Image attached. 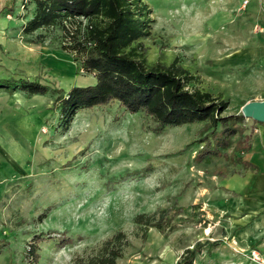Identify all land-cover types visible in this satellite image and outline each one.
<instances>
[{"label":"rangeland","instance_id":"rangeland-1","mask_svg":"<svg viewBox=\"0 0 264 264\" xmlns=\"http://www.w3.org/2000/svg\"><path fill=\"white\" fill-rule=\"evenodd\" d=\"M142 1L148 34L132 46L147 65L185 68L193 75L188 88L228 101L223 115L264 99V0ZM33 11L29 0H0V79L14 81V89L0 86V264H31V237L50 230L53 238L38 244L37 264L96 254L120 230L126 238L116 264H177L186 248L217 239L215 247L204 244L194 264H257L249 250L235 248L227 224L238 177L260 172L243 160L250 147L235 149L242 140L250 144V118L230 146L215 152L201 150L212 140L209 134L199 142L206 121L155 133L143 111L129 113L116 101L78 109L59 124L52 89L96 80L78 71L73 52L61 46L73 40L65 26L80 29V39L87 19L24 33ZM20 79L48 89L31 95ZM160 210L178 212L171 228L143 234L133 218Z\"/></svg>","mask_w":264,"mask_h":264},{"label":"trees","instance_id":"trees-1","mask_svg":"<svg viewBox=\"0 0 264 264\" xmlns=\"http://www.w3.org/2000/svg\"><path fill=\"white\" fill-rule=\"evenodd\" d=\"M29 1L34 3V11L22 27L24 33L65 20L75 21L80 16L87 19L80 39L77 38L80 29H75L74 33L65 26L66 36L73 40L61 46L73 52L78 71L92 73L96 80L94 84L72 86L66 92L52 89V92H57L54 106L59 112V124L68 123L78 109L116 101L118 107L129 113L143 111L153 122L152 130L155 133H161L167 127L206 121L203 128L206 134L199 142L209 134L212 140L201 147L205 152H215L216 147L230 146L233 142L230 137L244 128L246 118L241 113L223 115L228 106L227 100L202 89L187 87L193 75L185 68L174 62L168 66L159 63L147 65L140 57L136 46L132 44L148 34L149 9L142 0ZM20 82V88L31 95L43 94L48 89L38 81L20 79ZM9 85L14 89L13 80L0 79L1 87ZM242 142L237 143L235 149L249 147L248 142L243 145ZM176 213H169L168 210L149 215L139 213L133 221L144 225L143 234L150 227L163 231L171 228ZM45 215V212L40 213L39 219ZM53 233L50 230L45 236L41 232L33 234L25 254L29 263L37 264L38 244L52 239ZM124 238L125 233L117 231L102 243L96 254L77 256L68 264H116V259L122 255L121 240ZM220 242V239L196 242L185 249L177 264H194L204 244L215 247Z\"/></svg>","mask_w":264,"mask_h":264},{"label":"crops","instance_id":"crops-1","mask_svg":"<svg viewBox=\"0 0 264 264\" xmlns=\"http://www.w3.org/2000/svg\"><path fill=\"white\" fill-rule=\"evenodd\" d=\"M247 120L251 121L249 130L245 131L250 135L251 153L243 160L260 172L249 171V175L238 177L240 186L235 190L239 194L235 203L228 207L233 216L228 218L227 224L231 227L230 235L233 234L235 248L249 250L264 262V123ZM229 181L228 177L225 181L228 189L231 186ZM253 183L254 188H250Z\"/></svg>","mask_w":264,"mask_h":264},{"label":"water","instance_id":"water-1","mask_svg":"<svg viewBox=\"0 0 264 264\" xmlns=\"http://www.w3.org/2000/svg\"><path fill=\"white\" fill-rule=\"evenodd\" d=\"M241 114L245 118L264 123V99L245 102L241 106Z\"/></svg>","mask_w":264,"mask_h":264},{"label":"built area","instance_id":"built-area-1","mask_svg":"<svg viewBox=\"0 0 264 264\" xmlns=\"http://www.w3.org/2000/svg\"><path fill=\"white\" fill-rule=\"evenodd\" d=\"M253 258L255 259V260H254L255 263H259V264H260V263L263 262V261L260 260V258H258L255 254L253 255ZM258 261H259V262H258Z\"/></svg>","mask_w":264,"mask_h":264}]
</instances>
